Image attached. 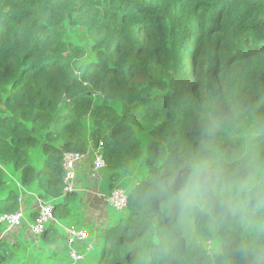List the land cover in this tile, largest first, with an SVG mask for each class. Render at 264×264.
<instances>
[{
	"label": "trees",
	"instance_id": "16d2710c",
	"mask_svg": "<svg viewBox=\"0 0 264 264\" xmlns=\"http://www.w3.org/2000/svg\"><path fill=\"white\" fill-rule=\"evenodd\" d=\"M0 104V214L20 183L69 225L65 152L103 141L109 190L145 156L82 249L96 258L73 263L51 223L52 263L264 264V0H0ZM16 258L0 238V264Z\"/></svg>",
	"mask_w": 264,
	"mask_h": 264
},
{
	"label": "rangeland",
	"instance_id": "374dc122",
	"mask_svg": "<svg viewBox=\"0 0 264 264\" xmlns=\"http://www.w3.org/2000/svg\"><path fill=\"white\" fill-rule=\"evenodd\" d=\"M94 102L98 103L99 99L98 96H94ZM114 105L118 108V103H114ZM0 108H4V106L2 104H0ZM87 130L88 133H92V131L94 130L95 127H93V118L91 116L87 117ZM105 130V127L103 128ZM140 133V132H139ZM138 133V134H139ZM139 140H140V144L141 147L145 150L147 142L149 140L148 136L146 134H139ZM88 142H91V138L89 137ZM32 158H33V162L36 166H39L41 164L40 161H38V155L36 154V148H34L32 150ZM95 160V154L92 152L91 156L89 157V161L87 162V167L84 168L81 166V168H79L78 172H77V179H79L82 182V185L84 188H89L92 187L94 184V180H95V176L97 175L98 178L97 179H101L99 180L100 182V187L98 185H96V187H99L100 189L106 191L109 190V180H110V174L106 173L107 170H100L99 173L98 172H91V165L93 164ZM145 161V156L144 158H140L139 160H137L133 166V170L129 173V174H124L123 179L120 180L119 185L123 188H125L127 190V192L131 191V189L136 185V183H138V181H140L143 177H144V171H145V165L143 164V162ZM106 171V172H105ZM12 177L14 179H16L15 175H12ZM95 187V186H94ZM98 189V188H97ZM35 191V190H34ZM90 194H93L95 197V188L94 190L92 189V192H89ZM22 195H23V206H25V216L27 218V226L31 225L33 223V212H34V207L33 205H37L38 203V198L41 199V197L39 196V194H36L33 191H29V190H24L22 191ZM93 196L90 198H88L87 200H85V198L83 197L82 200L80 198V200L78 202H73L72 203V215L71 218L68 220V222H70L69 224H79L80 226H84L82 224H85V226L88 229V232H92L95 229H100L102 227V225L106 226L107 223V216H102L99 215L100 210L102 209L104 210L103 214H106L105 212H107V215L109 216V218L111 219H115L120 217L121 215H123L121 213V211L115 210L112 206H107L105 207V205L100 204L99 201L96 200V198H94ZM44 200V199H42ZM49 201V200H47ZM81 202V203H80ZM96 209V210H95ZM84 214H86L87 216H84ZM88 218V222L90 223L91 221L96 223V227L93 224H87L84 219ZM82 219V220H81ZM67 222V223H68ZM88 225V226H87ZM109 225V224H108ZM110 225H112L111 220H110ZM2 229V228H0ZM95 230V231H96ZM96 240V239H95ZM94 240V242H95ZM14 241V240H12ZM21 243H26L25 241H21ZM40 245L44 246V248L47 250L46 252H43L45 254H43L41 251H36V250H32V251H28V250H24L22 248H20L19 245H15L12 246L13 249L16 251L17 253V258L11 262H9V264H54L52 263V261L49 259L51 257V255L53 253H58V251H60V249H62V246L64 245L63 241H59L57 243H53V244H45L41 241L40 238ZM209 250L213 251L215 250V246L213 247V245L209 246ZM40 255H44V258L41 261L39 260ZM49 255V257H48ZM96 258V257H95ZM94 256H85L84 260L82 261V263H89V260L91 259H95Z\"/></svg>",
	"mask_w": 264,
	"mask_h": 264
},
{
	"label": "built area",
	"instance_id": "2783aa9c",
	"mask_svg": "<svg viewBox=\"0 0 264 264\" xmlns=\"http://www.w3.org/2000/svg\"><path fill=\"white\" fill-rule=\"evenodd\" d=\"M103 141H100L99 147L94 145L89 146L86 153L78 151H68L63 156V172H64V192L72 193L77 191L76 181L77 172L81 165H86L92 152L95 154V160L92 164V170L98 172L107 167L106 159L103 156ZM21 189V194L18 199L20 209L13 213L0 214V225H5L7 228L13 229L20 227L27 221L25 216V208L23 207L22 191L25 189L18 183ZM97 196L115 210L122 211L128 207V192L123 187L114 188L109 191L99 190ZM61 225L66 232V246L68 254L73 263L84 260L86 252L83 248L90 252L93 250V243L90 241L88 229L80 227L76 224L62 225L54 216V203L38 198V204L35 209L33 223L30 225L32 232L36 236H42L49 224Z\"/></svg>",
	"mask_w": 264,
	"mask_h": 264
},
{
	"label": "crops",
	"instance_id": "0c3cea01",
	"mask_svg": "<svg viewBox=\"0 0 264 264\" xmlns=\"http://www.w3.org/2000/svg\"><path fill=\"white\" fill-rule=\"evenodd\" d=\"M81 166L84 167V168H86L88 165L86 164V165H81ZM91 172L94 173V171L92 170V167H91ZM97 178H98V176L96 175L93 186L92 187H89V188H84L83 185H82V182L79 179H77V181H76L77 191L76 192L78 194H80L81 200H82L83 197L85 198V200H87L89 197L90 198L92 196L94 197V195L93 194H90L89 192H92V189L94 190V188H95V197L94 198H96V200L99 201L100 204L105 205V207L110 206L106 202H104L101 199H99L98 196H97V192L99 190H102V189L99 188L100 187L99 186L100 185V183H99L100 181L99 180H101V179H97ZM96 185H98L99 187H96ZM23 207L25 208V206H23ZM33 207H34V212H33V217H34L35 209H36L37 205L35 204V205H33ZM99 210H100L99 215H102L104 217L107 216L106 217L107 218V223H106V226L102 225V227L100 229H97V230L95 229L96 231L94 230V231L91 232L90 241L92 243H94V240L96 239V236L100 232H104V230L107 229V227L110 225V220H111V222H113L115 220V219L109 218V216L107 215V212H105L106 214H103L104 213V210H102V209H99ZM84 216H87V215L84 214ZM84 221L88 225L89 224H93L95 227L97 226L96 223H94L92 221L89 223L88 222V218L87 219H84ZM27 222L28 221H26L25 223H23V225H21L20 227H16V228H13V229L7 228V226H5V225H1L0 228H2V229H0V238L3 239V240L8 241L11 244V246H14L15 247V245H19L20 248H22L24 250H28V251H32V250L34 251V250H36V251H41L43 253V252H46L47 250H49V249L46 250L44 248V246L40 245L41 244L40 243L41 236H36L32 232L31 227L29 225L27 226ZM83 225H84L85 228H87L85 226V224H83ZM12 240H14V241H12ZM22 240L25 241L26 243H21ZM43 254H45V253H43ZM43 258H44V255H40L39 260H42Z\"/></svg>",
	"mask_w": 264,
	"mask_h": 264
}]
</instances>
